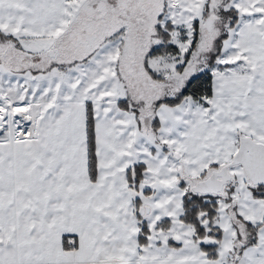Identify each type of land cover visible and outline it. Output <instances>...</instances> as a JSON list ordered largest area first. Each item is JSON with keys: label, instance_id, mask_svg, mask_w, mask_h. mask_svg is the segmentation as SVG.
I'll return each instance as SVG.
<instances>
[{"label": "snow or ice", "instance_id": "obj_1", "mask_svg": "<svg viewBox=\"0 0 264 264\" xmlns=\"http://www.w3.org/2000/svg\"><path fill=\"white\" fill-rule=\"evenodd\" d=\"M0 264H264V0H0Z\"/></svg>", "mask_w": 264, "mask_h": 264}]
</instances>
